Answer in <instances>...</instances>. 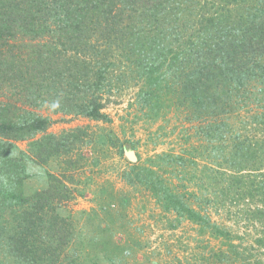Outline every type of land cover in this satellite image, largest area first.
I'll return each instance as SVG.
<instances>
[{"label":"trees","instance_id":"16d2710c","mask_svg":"<svg viewBox=\"0 0 264 264\" xmlns=\"http://www.w3.org/2000/svg\"><path fill=\"white\" fill-rule=\"evenodd\" d=\"M114 48L128 69L112 59ZM126 75L141 83L142 110L159 114L165 96L176 92L207 119V140L221 142L203 175L190 177L211 193L186 192L180 177L175 184L159 173L181 167L174 171L184 179L189 166L197 170V158L184 152L160 153L159 164L133 163L124 172L174 215L172 229L188 221L195 240L206 244L207 252L177 257L179 263L264 264V140L235 130L227 145L231 126L215 119L249 108L256 113L250 123L264 125V110L256 112L264 104V0H0V264H95L84 248L70 249L77 222L60 209L72 187L56 180L26 195L25 155L14 149L16 141L40 135L31 141L33 157L45 162L69 154L86 130L50 134L53 118L39 110L110 121L104 92L110 77ZM221 196L244 203L248 225L259 224L250 245L211 214L209 205L227 204Z\"/></svg>","mask_w":264,"mask_h":264},{"label":"rangeland","instance_id":"374dc122","mask_svg":"<svg viewBox=\"0 0 264 264\" xmlns=\"http://www.w3.org/2000/svg\"><path fill=\"white\" fill-rule=\"evenodd\" d=\"M109 54L121 64V68L124 64L129 68L120 49L114 48ZM110 78L112 85L107 86L110 89L104 92L106 107L103 110L110 121L54 114L47 108L39 110L53 118L48 133L60 136L81 127L88 135L69 154L55 155L45 162L33 157L31 152V141L40 139V135L16 141L14 153L25 155L27 164L24 193L32 195L52 182L57 183L56 180L68 182L72 187V199L60 210L66 216H73L77 222L75 240L70 249L77 254L84 248L89 252L88 259L95 264L100 261V264H180L177 257L190 260L194 251L207 252L206 244L195 240L197 232L192 223L183 221L172 229L170 220L174 215L167 214L152 193L140 185L130 184L123 175L133 163L159 164L161 161L157 155L160 153L184 152L191 158H197V170L189 166L184 179L174 171L181 167L169 168L168 171L158 169L159 173L175 184L180 177L181 184L188 188H185L186 192H199V195L201 192L211 193V186L206 191L198 178L192 180L190 177L203 175V165H211L207 158H213V149L221 142L207 140V119H201L203 116L198 115L196 110L193 112L187 101L182 103L176 92L165 96L164 107L155 115L137 105L136 93L141 83L136 82L133 76L126 75L121 81L117 77ZM263 110L264 104L256 112ZM254 115L256 113H250L249 108H237L227 115L221 112L216 115L218 122L226 121L231 126L227 145L236 131L251 140H264V125L250 123ZM205 183L208 185L207 181ZM223 198L221 196L219 200ZM230 200V197L224 198L227 203L224 207L216 209L222 204H211L208 208L214 219L231 226L245 238L244 243L250 245L259 235L260 226L258 223L248 225L242 210L244 203L234 205ZM115 255L114 262L109 260Z\"/></svg>","mask_w":264,"mask_h":264}]
</instances>
